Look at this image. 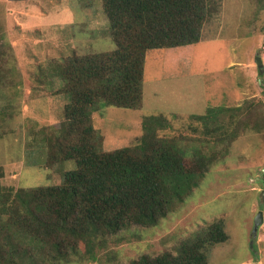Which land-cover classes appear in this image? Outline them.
<instances>
[{"label": "rangeland", "instance_id": "1", "mask_svg": "<svg viewBox=\"0 0 264 264\" xmlns=\"http://www.w3.org/2000/svg\"><path fill=\"white\" fill-rule=\"evenodd\" d=\"M217 5L198 43L147 53L141 108L103 106L93 114L103 150L134 144L143 116L164 113L172 121L165 134L182 135L189 165H195L197 148L215 155L214 161L159 225L107 234L104 246L91 253L80 244L78 256L58 264H126L143 253L175 252L184 237L217 218L224 219L229 239L213 248L209 264H264V220L250 244L257 212L264 216V0H217ZM106 22L102 0H0V38L10 68L0 76L3 185H56L75 167L73 160L53 166L46 161L42 136L60 127L67 98L56 92L63 86L58 77L52 87L40 86L37 69L73 52L113 50ZM252 100L247 111L242 105ZM209 106L245 107L232 118L246 126L259 117L261 127L220 141L189 130L191 115Z\"/></svg>", "mask_w": 264, "mask_h": 264}, {"label": "trees", "instance_id": "2", "mask_svg": "<svg viewBox=\"0 0 264 264\" xmlns=\"http://www.w3.org/2000/svg\"><path fill=\"white\" fill-rule=\"evenodd\" d=\"M102 8L113 50L73 52L37 69L40 86L52 87L58 77L63 86L56 92L67 98L60 127L42 136L46 161L53 166L73 160L75 167L56 185L16 188L0 182V264L66 263L78 256L80 244L91 253L104 246L107 234L159 225L215 159L197 148L195 165H189L182 135L165 134L172 121L164 113L143 116L134 144L103 150L93 114L103 106L141 108L147 53L198 43L219 10L217 0H102ZM3 42L0 76L10 69ZM253 102L242 106L249 111ZM242 106H209L191 115L188 129L217 141L260 129L259 117L246 126L232 118L243 114ZM229 110L236 111L227 115ZM228 239L224 219L217 218L184 237L175 252L143 253L126 264H209L213 248Z\"/></svg>", "mask_w": 264, "mask_h": 264}, {"label": "water", "instance_id": "3", "mask_svg": "<svg viewBox=\"0 0 264 264\" xmlns=\"http://www.w3.org/2000/svg\"><path fill=\"white\" fill-rule=\"evenodd\" d=\"M256 61H257V64L260 65L261 64V57L257 56L256 58ZM262 195L264 197V189H262ZM264 220V216H263V211L262 210H259L255 216V219H254V225H253V229H252V232H251V236H252V241H251V247L253 246V243H254V239L257 237V232H258V229L260 227V225L262 224ZM250 264H259V262H252Z\"/></svg>", "mask_w": 264, "mask_h": 264}]
</instances>
